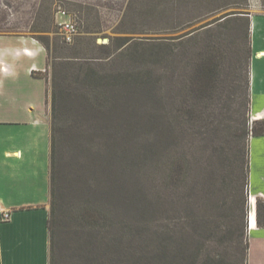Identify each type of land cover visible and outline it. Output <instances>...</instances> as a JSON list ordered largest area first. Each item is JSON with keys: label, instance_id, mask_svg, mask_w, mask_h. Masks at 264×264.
Wrapping results in <instances>:
<instances>
[{"label": "rangeland", "instance_id": "rangeland-1", "mask_svg": "<svg viewBox=\"0 0 264 264\" xmlns=\"http://www.w3.org/2000/svg\"><path fill=\"white\" fill-rule=\"evenodd\" d=\"M158 1L37 0L32 35L48 46L50 56L58 52L90 62L57 75L55 264H127L134 256L153 264L159 240L166 243L170 260L199 247L200 258L223 256L239 264L236 244L254 220L253 199L264 201V161L250 154L253 135L247 186L233 169L235 141L225 128L232 120L218 97L224 89H217L199 124L176 120L175 107L185 98L186 110L195 102L186 84L191 64L174 62L173 77L158 82L161 65L133 56L135 50L150 54L162 43L177 52L187 45L182 34L207 20L186 27L191 7L179 1L159 11ZM254 1L247 0V16ZM11 2L0 1L5 12H11L6 4ZM259 2L264 9V0ZM65 21L76 28L68 43L59 25ZM115 35L129 36L131 43L106 58L109 52L97 45ZM226 39L233 47L243 44L232 30ZM233 54L227 51V59L239 55ZM92 69L103 78H86ZM128 72L139 76L135 84H124ZM49 103L48 86L51 122ZM248 118L249 123L264 119L251 112ZM260 216L264 223L262 207ZM252 239L256 254L264 248V237L253 234Z\"/></svg>", "mask_w": 264, "mask_h": 264}, {"label": "crops", "instance_id": "crops-1", "mask_svg": "<svg viewBox=\"0 0 264 264\" xmlns=\"http://www.w3.org/2000/svg\"><path fill=\"white\" fill-rule=\"evenodd\" d=\"M11 1L10 13L0 5V207L10 211L7 220L0 214V264H48L50 118L47 82L36 74L45 70L47 53L31 30L37 0ZM254 2L249 106L264 118V9ZM253 138L250 154L264 161V134ZM253 226L247 228V264H264V248L253 254L252 239L264 237V228Z\"/></svg>", "mask_w": 264, "mask_h": 264}, {"label": "trees", "instance_id": "trees-1", "mask_svg": "<svg viewBox=\"0 0 264 264\" xmlns=\"http://www.w3.org/2000/svg\"><path fill=\"white\" fill-rule=\"evenodd\" d=\"M184 3L187 7H191L192 16L187 22L186 27H191L196 23L199 25L194 26L187 30L181 37L186 38L187 45L182 46L177 52L169 43L158 44L152 48L149 53L133 52V56L139 59L150 58L153 62L161 65L162 71L157 73L158 82L161 80L168 81L173 77L172 64L175 62L177 65L183 63L191 64V78L186 83L187 89L191 93L193 104L186 107V98L175 107L176 120L183 118V121L188 123L199 124L204 119L203 114L206 112L207 104L212 99L213 95L219 88H223L222 94L218 97L224 102V106L228 112V119H231L232 125L227 124L225 128L229 127V133L234 138L237 154L234 155L232 162L234 163L233 169L239 170V177L242 178L243 187L248 184L249 173V146L248 139L250 135L257 136L264 134V119L251 120L249 123L248 114L250 112V76H249V60H250V22L249 17L246 15L245 10L248 5L247 0H159L157 8L159 11H167L169 7L175 6L178 2ZM158 10V9H157ZM224 11V12H223ZM220 13L215 16L216 13ZM210 18V19H208ZM232 30L239 38L243 39V44L238 47L233 43L227 42L228 33ZM236 32V33H235ZM108 43L97 45L102 51L107 53L108 58L110 51L126 48L130 45L131 38L129 36L115 35L108 37ZM41 41V40H40ZM68 43V42H67ZM183 43V41L181 42ZM235 43V42H234ZM47 53V66L44 71H38L36 74L45 77L50 88V110L52 120L50 122V168H49V215L47 219V228L49 234V261L48 264H55V257L53 252V236L55 225V212H56V161H55V142L53 134V116L56 110L57 97L59 95L57 83L59 78L57 75L61 71L65 72L67 68L78 65L79 68L85 63H90L89 60H81L79 56L56 55L50 56L48 46L43 43ZM233 47V50L230 48ZM230 52H229V50ZM234 53L237 57L228 58L226 53ZM241 51V52H240ZM138 53V54H137ZM104 57V58H105ZM100 58V57H91ZM233 59V60H232ZM229 61L226 65V61ZM93 61V60H92ZM50 68L51 80L48 82L46 70ZM227 78H221L223 75ZM134 73H126L124 75V84H135L136 78L139 79ZM86 78L90 81H98L100 77L95 69L86 72ZM95 85V83H93ZM222 84V85H221ZM220 85V86H219ZM219 86V87H218ZM48 102V98H47ZM187 104V105H186ZM231 106L232 109H231ZM225 108V107H224ZM206 120V118H205ZM256 201V212H255ZM264 208V201L261 198L253 199L254 208V226L264 228V223L261 220L260 209ZM245 240L243 241V236ZM236 247L239 249V264H247V251L249 241L247 240V228H244L241 234V239L238 240ZM201 251L196 248L193 251L187 250L186 255L179 256L174 259H169L166 249V243L159 240L157 245V252L152 257L153 264H235L229 263L223 256L214 257L213 255H205L200 258ZM127 264H142L141 259L134 256Z\"/></svg>", "mask_w": 264, "mask_h": 264}, {"label": "built area", "instance_id": "built-area-1", "mask_svg": "<svg viewBox=\"0 0 264 264\" xmlns=\"http://www.w3.org/2000/svg\"><path fill=\"white\" fill-rule=\"evenodd\" d=\"M59 25L61 26L60 29L64 40H66L67 42L71 41L73 35L76 33V28L74 24L71 21H65V22H61ZM0 214L2 220H7L10 217V211L5 210L1 207H0Z\"/></svg>", "mask_w": 264, "mask_h": 264}, {"label": "bare ground", "instance_id": "bare-ground-1", "mask_svg": "<svg viewBox=\"0 0 264 264\" xmlns=\"http://www.w3.org/2000/svg\"><path fill=\"white\" fill-rule=\"evenodd\" d=\"M252 224H253V220L250 219L249 226H251Z\"/></svg>", "mask_w": 264, "mask_h": 264}]
</instances>
